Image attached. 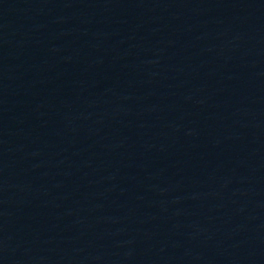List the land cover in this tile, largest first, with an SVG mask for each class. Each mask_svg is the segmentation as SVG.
Returning a JSON list of instances; mask_svg holds the SVG:
<instances>
[{
    "label": "water",
    "instance_id": "water-1",
    "mask_svg": "<svg viewBox=\"0 0 264 264\" xmlns=\"http://www.w3.org/2000/svg\"><path fill=\"white\" fill-rule=\"evenodd\" d=\"M0 264H264V0H0Z\"/></svg>",
    "mask_w": 264,
    "mask_h": 264
}]
</instances>
